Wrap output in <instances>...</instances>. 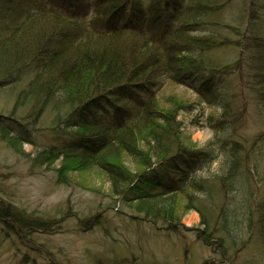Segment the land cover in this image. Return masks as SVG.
Returning a JSON list of instances; mask_svg holds the SVG:
<instances>
[{
  "label": "trees",
  "instance_id": "obj_1",
  "mask_svg": "<svg viewBox=\"0 0 264 264\" xmlns=\"http://www.w3.org/2000/svg\"><path fill=\"white\" fill-rule=\"evenodd\" d=\"M232 1L0 0V86L16 96L9 116L0 115L2 139L24 153L50 111L55 140L32 160L39 167L61 158L58 183L103 169L115 202L137 214L132 223L193 231L212 252L202 264H234L255 240L264 255V4L244 0L237 23L213 19ZM226 47L238 51L235 60L213 56ZM25 70L35 75L20 86ZM167 83L193 89L199 101L161 93ZM183 109L212 129L205 145L184 134ZM180 197L183 213H200L201 228L184 225ZM1 222L6 234L37 244L35 233L51 234L61 221L0 197ZM93 224L104 225L102 212L82 219L84 229Z\"/></svg>",
  "mask_w": 264,
  "mask_h": 264
},
{
  "label": "rangeland",
  "instance_id": "obj_2",
  "mask_svg": "<svg viewBox=\"0 0 264 264\" xmlns=\"http://www.w3.org/2000/svg\"><path fill=\"white\" fill-rule=\"evenodd\" d=\"M243 2L244 0H233L227 6V10L213 19L221 20L219 23L223 24L237 23L238 20L234 21L233 18L239 16L237 15L239 11L242 12ZM263 4L264 0H261V6ZM238 55L236 49L226 47L213 56L232 61ZM34 75L35 72L30 70L22 72L20 86L28 83ZM233 76L230 80L235 81ZM11 91L7 85L0 86V115L8 116L14 107L16 96ZM162 92L182 102L199 101L194 90L187 86L167 83L164 84ZM159 99L162 101V98ZM165 104L170 106L166 101ZM252 107L254 104L250 108ZM205 109L206 114H213L215 118L220 116L221 111L216 105H205ZM52 116L49 111L37 125L38 130L33 134L37 137L38 143L24 144L25 154L10 147L0 134V197L29 212L60 218L61 222L55 226L56 232L39 234L37 244L31 241L21 242L17 236L11 235L12 232L6 234L1 222L0 264H95L96 256L111 264H117L118 261L120 264L122 258L126 264L128 256L142 263L202 264L212 258L211 250L197 239L193 231L184 230L180 234H167L154 229L147 222H141L140 225L132 223V214H137L126 206L121 208V204L115 202L109 177L101 168L90 167L69 173L67 176L72 186L58 183V172L55 169L59 166L55 163L32 168L31 157L35 152L46 143L55 140L49 134ZM179 117L185 127L184 134L191 137L193 142L202 146L211 140L213 131L205 118L199 117L198 111L183 109ZM121 161L130 168L134 169L136 166L134 161L125 156ZM217 165L218 162H215L212 168L215 169ZM263 189L264 186L261 190ZM177 202L175 208L182 214L181 220L184 225L187 228H201V216L198 211L183 213L185 205L183 197ZM120 208L123 212L119 211ZM99 212L103 213L104 227L93 224L92 228L84 229L80 219ZM194 212L198 214V219L188 224L186 220ZM245 236L247 237L241 235L242 240H246ZM33 245L37 250L32 248ZM260 246L258 240L247 244V247L238 254L234 264H264Z\"/></svg>",
  "mask_w": 264,
  "mask_h": 264
},
{
  "label": "bare ground",
  "instance_id": "obj_3",
  "mask_svg": "<svg viewBox=\"0 0 264 264\" xmlns=\"http://www.w3.org/2000/svg\"><path fill=\"white\" fill-rule=\"evenodd\" d=\"M3 116H5V115H3ZM8 116H9V115H8ZM6 117H7V116H6ZM16 119L19 120V121H21V122H23V123H21L23 126L25 125V124H24V120H21V119H19V118H16ZM10 120L13 121L14 119H11V118H10ZM24 144H31V143H24ZM24 144H23V145H24ZM46 144H49V143H46ZM46 144H45V145H46ZM8 145H9V143H8ZM45 145H44V146H45ZM42 148H43V147H42ZM42 148H41V149H42ZM57 148H58V147H57ZM62 149H64V148H61V149L58 148L59 152L62 153V154H64V152H65L66 150H62ZM24 154H25V152H24ZM26 155H27V154H26ZM33 156H34V155H33ZM33 158H34V157H31L32 168H34V167H38V166H35V163H34V161L32 160ZM60 162H61V158H60V159H57V160L55 161V164L58 165V166H60ZM52 165H53V164H52ZM39 167H40V166H39ZM58 177H59V174H57V181L59 182V178H58ZM61 183H62V182H61ZM63 184H65V186H69V185L72 186V185H71V181H70L69 178H68V182L63 183ZM1 192H2V191H1ZM198 213H199V212H198ZM199 214H200V213H199ZM64 215H65V214H64ZM64 215H63V216H64ZM51 216H52V215H49V216H47V218H48V219H50V218H54V219H58V220H60V218L53 217V216L51 217ZM64 218H65V216H64ZM83 219H84V218H83ZM197 219H198V214L194 212V213H192L191 215L188 216L186 222H187L188 224H192V223H194L195 221H197ZM80 220H81L80 222L82 223V218H81ZM100 227H104V225H103V226H100ZM3 229H4V228H3ZM53 231H54V230H53ZM54 232H56V231H54ZM54 232H53V233H54ZM163 233H164V232H163ZM39 234H41V233H40V232H39V233H35V234L33 235V237H34L35 239H37V237H38ZM45 234H49V233H45ZM36 248H37V247H36ZM35 250H37V249H35ZM143 264H152V263L147 262V263H143Z\"/></svg>",
  "mask_w": 264,
  "mask_h": 264
}]
</instances>
